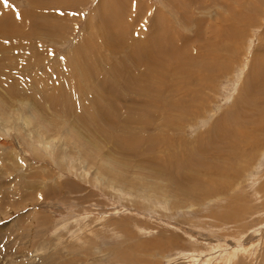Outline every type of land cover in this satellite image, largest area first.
<instances>
[{"label":"rangeland","instance_id":"1","mask_svg":"<svg viewBox=\"0 0 264 264\" xmlns=\"http://www.w3.org/2000/svg\"><path fill=\"white\" fill-rule=\"evenodd\" d=\"M0 12V264H264V0Z\"/></svg>","mask_w":264,"mask_h":264},{"label":"bare ground","instance_id":"2","mask_svg":"<svg viewBox=\"0 0 264 264\" xmlns=\"http://www.w3.org/2000/svg\"><path fill=\"white\" fill-rule=\"evenodd\" d=\"M193 1V0H192ZM106 1H105V4H104V2H99V4L97 5V11H96V9H95V14L98 16L97 17V29L98 30H100V29H102V30H104V29H107V32L105 33V34H102L101 35V38H102V40L104 41V44H107L108 43V40L109 39H111V40H113L114 41V39L116 40V38H115V35H111L112 33H115L114 31H112V30H109L108 29V27H109V24H108V19H109V17H108V12H107V14H106V16H105V13H106V11H104L103 12V8H105L106 10H111L110 8V6H105L106 5ZM190 5V4H189ZM31 7V6H30ZM202 8V7H201ZM140 9V8H139ZM5 11H6V8H5ZM7 12V11H6ZM102 12L104 13V14H102ZM110 12V11H109ZM1 13V12H0ZM101 13V14H100ZM37 14V13H36ZM33 15V14H32ZM6 17H8V16H6ZM111 17V16H110ZM113 17V16H112ZM21 19V18H20ZM130 19V18H129ZM33 20V19H32ZM136 20V19H135ZM134 20V21H135ZM10 21H11V19H10ZM133 21V20H132ZM8 22V21H7ZM40 22V21H39ZM95 22V21H94ZM35 23V22H34ZM118 23V22H117ZM153 23V22H152ZM38 25V24H37ZM112 25V24H111ZM114 25V24H113ZM117 25V24H116ZM15 27V26H14ZM59 28V27H58ZM51 29V28H50ZM119 29V28H118ZM116 30V29H115ZM9 31V32H8ZM10 31H11V33H10ZM119 31H120V29H119ZM13 32H15V31H13V29H9V27L7 26V23H6V21H2L1 19H0V41L3 43V40L5 39V37L7 38V37H9V33H10V36L13 34ZM20 32V31H19ZM157 32V31H156ZM21 33V32H20ZM19 33V34H20ZM15 34V33H14ZM18 34V35H19ZM58 34V33H57ZM101 34V33H100ZM108 34H110V38H107L106 39V37L108 36ZM119 34V33H118ZM131 35V34H130ZM100 36V35H99ZM123 38V37H122ZM146 38V37H145ZM147 38H149V37H147ZM121 39V38H120ZM150 39V38H149ZM142 40V39H141ZM132 41V40H131ZM158 41V40H157ZM1 42H0V45H2L1 44ZM116 42V41H115ZM123 42H125V41H123ZM145 42H146V40H145ZM148 42H150V40L148 41ZM5 43V42H4ZM111 43V42H110ZM109 43V44H110ZM158 43H159V41H158ZM162 43H164V42H162ZM167 43V42H166ZM136 44H137V42H136ZM139 45H137L138 47H140V43H138ZM157 44V43H156ZM171 44V43H170ZM126 45H127V43H126ZM130 45V44H129ZM146 45V44H145ZM2 46H6V45H2ZM105 46V45H104ZM106 46H108V47H112L111 49H110V52L111 53H116V47H114V46H112V45H106ZM105 46V47H106ZM144 46V45H143ZM150 46V45H149ZM154 46H156V45H154ZM161 46V45H160ZM159 46V47H160ZM20 47V46H19ZM126 47V46H125ZM130 47H132V46H130ZM138 47H137V49H138ZM135 48H136V46H135ZM141 48V47H140ZM5 49V48H4ZM18 49V48H17ZM136 49V50H137ZM126 50V49H125ZM158 50V49H157ZM161 50V49H160ZM4 51V50H3ZM131 51H132V49H131ZM147 49H145L144 47L142 48V49H139L138 51H135V49L130 53V55H129V57L130 58H136V57H134V56H136L135 55V53L136 54H138V53H140V55H143L144 57H145V59L147 60V63L148 64H151L152 65V57H150L149 56V54H150V52L149 53H147ZM2 52V51H1ZM172 52H173V50H172ZM122 54V53H121ZM113 57H114V55H112ZM128 56V55H127ZM9 57V56H8ZM78 57V56H77ZM154 57V56H153ZM144 59V60H145ZM167 59V58H166ZM108 62H109V60H108ZM114 62V61H113ZM259 62V61H258ZM121 63H124V61L123 62H121ZM116 64V63H115ZM138 64V63H137ZM84 66V65H83ZM134 66V65H133ZM137 66V65H136ZM135 66V67H136ZM85 67V66H84ZM111 67V66H110ZM127 67V66H126ZM252 67V66H251ZM113 68V67H112ZM130 68V67H129ZM123 69V68H122ZM126 69H128V68H126ZM125 69V70H126ZM132 69V68H131ZM154 69V68H153ZM162 69V68H161ZM84 72H86L85 70H83ZM82 70H81V72H83ZM111 71V70H110ZM113 71V73L115 72L114 70H112ZM111 71V72H112ZM121 71V70H120ZM108 72V71H107ZM86 74V73H85ZM124 74V73H123ZM128 74V73H127ZM136 74V73H135ZM164 74V73H163ZM87 75V77L89 76L88 74H86ZM97 75V74H96ZM80 76V75H79ZM113 76V75H112ZM119 76V75H118ZM252 77H254L253 76V74H251L250 73V75H249V79L250 78H252ZM97 78V77H96ZM115 78V77H114ZM248 79V80H249ZM84 80V79H83ZM87 80V79H86ZM92 80H93V78H92ZM91 80V81H92ZM97 80H98V78H97ZM107 80V79H106ZM256 80V79H255ZM117 81V80H116ZM250 81H251V79H250ZM249 81V82H250ZM89 82V81H88ZM93 82V81H92ZM98 82V81H97ZM104 82V81H103ZM106 82V81H105ZM114 82V81H113ZM255 82V81H254ZM116 83V82H115ZM95 84V83H94ZM98 84V83H97ZM118 84V83H117ZM254 84V83H253ZM125 85V84H124ZM108 87V86H107ZM119 87V86H118ZM78 88V87H77ZM249 90V89H248ZM115 91H117V90H115ZM158 91V90H157ZM156 92V91H155ZM159 92V91H158ZM115 93V92H114ZM129 93H131V92H129ZM155 94H158V93H155ZM160 94V93H159ZM137 95V94H136ZM129 96V95H128ZM152 97H153V95H152ZM154 98V97H153ZM262 98H264L263 96H261V97H259V99H262ZM108 99H110V98H108ZM93 100V99H92ZM134 103V102H133ZM127 107V106H126ZM133 107V106H132ZM119 110V109H118ZM124 110V109H123ZM197 110V109H196ZM128 112V111H127ZM44 116V115H43ZM113 117V116H112ZM259 120V119H258ZM128 121V120H127ZM126 121V122H127ZM125 122V121H124ZM251 122H253V120H251ZM261 123H263V120H261ZM124 125V124H123ZM115 126V125H114ZM214 127V126H213ZM219 127V126H218ZM220 128V127H219ZM218 130V129H217ZM221 133V132H220ZM222 134V133H221ZM137 140V139H136ZM135 141V140H134ZM138 141V140H137ZM93 142V141H92ZM123 142V141H122ZM131 143V142H130ZM137 144V143H136ZM135 144V145H136ZM130 145V144H129ZM128 145V146H129ZM127 146V147H128ZM129 148V147H128ZM132 148V147H131ZM130 149V148H129ZM133 150V149H132ZM206 151V150H205ZM123 152V151H122ZM205 153V152H204ZM216 153H219V152H216ZM104 154V153H103ZM206 154V153H205ZM106 155V154H105ZM110 155V154H109ZM211 155V154H210ZM108 156V155H107ZM105 157V156H104ZM107 158V157H106ZM213 158V157H212ZM109 160H110V158H108ZM152 168V167H151ZM154 169V168H153ZM152 169V170H153ZM156 170V169H155ZM160 170V169H159ZM161 171H163L164 172V170H161ZM167 171V170H166ZM192 178V177H191ZM244 213V212H243ZM161 243V242H160ZM245 254V253H244Z\"/></svg>","mask_w":264,"mask_h":264},{"label":"snow or ice","instance_id":"3","mask_svg":"<svg viewBox=\"0 0 264 264\" xmlns=\"http://www.w3.org/2000/svg\"><path fill=\"white\" fill-rule=\"evenodd\" d=\"M4 3L6 4V3H7V0H4ZM17 18H18V19L20 18L19 15H17Z\"/></svg>","mask_w":264,"mask_h":264}]
</instances>
